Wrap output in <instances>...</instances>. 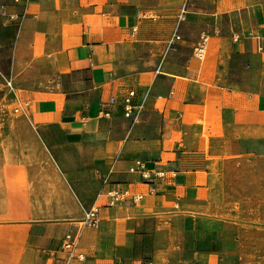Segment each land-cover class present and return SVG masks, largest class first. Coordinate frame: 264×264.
<instances>
[{
  "label": "crops",
  "instance_id": "0c3cea01",
  "mask_svg": "<svg viewBox=\"0 0 264 264\" xmlns=\"http://www.w3.org/2000/svg\"><path fill=\"white\" fill-rule=\"evenodd\" d=\"M262 139L264 0H0V264H138L148 215L198 190L211 150ZM119 184L144 197L111 205Z\"/></svg>",
  "mask_w": 264,
  "mask_h": 264
},
{
  "label": "rangeland",
  "instance_id": "374dc122",
  "mask_svg": "<svg viewBox=\"0 0 264 264\" xmlns=\"http://www.w3.org/2000/svg\"><path fill=\"white\" fill-rule=\"evenodd\" d=\"M12 112L24 110L17 104ZM233 145L211 150V170H202L198 190L148 215L138 264H264V139ZM173 156L164 154L165 163Z\"/></svg>",
  "mask_w": 264,
  "mask_h": 264
},
{
  "label": "built area",
  "instance_id": "2783aa9c",
  "mask_svg": "<svg viewBox=\"0 0 264 264\" xmlns=\"http://www.w3.org/2000/svg\"><path fill=\"white\" fill-rule=\"evenodd\" d=\"M19 14H14L11 17L17 18ZM209 46V37L204 35L199 44L195 47V53L200 58H205L207 55ZM122 98V106L124 109V115L127 117L133 116L135 113H139L143 107V101L138 100V90L136 88H129L124 94L121 96ZM119 100L118 96H114L111 99L113 105H116ZM105 115H111V110L104 111ZM131 171L138 172L144 179L152 178V175H157L159 177H164L166 172L164 170H155L150 169L146 166V163L142 159H138L136 163L131 167ZM107 194L111 197L110 204L114 205L120 203L125 200H131L135 203L139 202L143 197V192H135L132 191L131 188L124 184L115 185L113 188L107 191ZM84 222L88 225L97 227L100 225L101 216H100V207L94 206L86 212V216L84 218ZM65 246L70 250H74L76 248L75 242L72 240V235L68 234L66 236Z\"/></svg>",
  "mask_w": 264,
  "mask_h": 264
},
{
  "label": "bare ground",
  "instance_id": "6f19581e",
  "mask_svg": "<svg viewBox=\"0 0 264 264\" xmlns=\"http://www.w3.org/2000/svg\"><path fill=\"white\" fill-rule=\"evenodd\" d=\"M203 227V226H202Z\"/></svg>",
  "mask_w": 264,
  "mask_h": 264
}]
</instances>
